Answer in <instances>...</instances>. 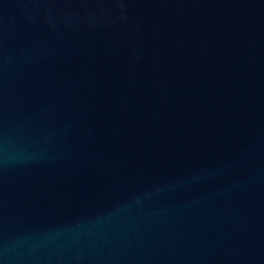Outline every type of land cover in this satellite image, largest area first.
Instances as JSON below:
<instances>
[{
  "label": "water",
  "instance_id": "95a60500",
  "mask_svg": "<svg viewBox=\"0 0 264 264\" xmlns=\"http://www.w3.org/2000/svg\"><path fill=\"white\" fill-rule=\"evenodd\" d=\"M0 264H264V0H0Z\"/></svg>",
  "mask_w": 264,
  "mask_h": 264
}]
</instances>
